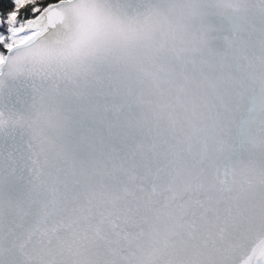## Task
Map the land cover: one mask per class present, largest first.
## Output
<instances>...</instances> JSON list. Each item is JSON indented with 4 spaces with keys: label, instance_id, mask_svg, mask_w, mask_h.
Returning a JSON list of instances; mask_svg holds the SVG:
<instances>
[{
    "label": "snow or ice",
    "instance_id": "1",
    "mask_svg": "<svg viewBox=\"0 0 264 264\" xmlns=\"http://www.w3.org/2000/svg\"><path fill=\"white\" fill-rule=\"evenodd\" d=\"M0 264H264V0H0Z\"/></svg>",
    "mask_w": 264,
    "mask_h": 264
}]
</instances>
